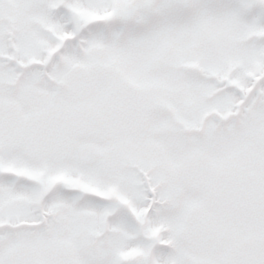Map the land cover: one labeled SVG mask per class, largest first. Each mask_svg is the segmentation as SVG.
Returning a JSON list of instances; mask_svg holds the SVG:
<instances>
[{
	"label": "snow or ice",
	"instance_id": "6c2138e0",
	"mask_svg": "<svg viewBox=\"0 0 264 264\" xmlns=\"http://www.w3.org/2000/svg\"><path fill=\"white\" fill-rule=\"evenodd\" d=\"M0 264H264V0H0Z\"/></svg>",
	"mask_w": 264,
	"mask_h": 264
}]
</instances>
